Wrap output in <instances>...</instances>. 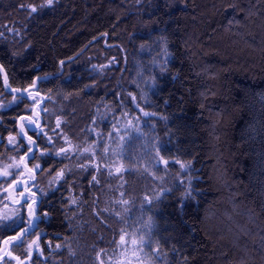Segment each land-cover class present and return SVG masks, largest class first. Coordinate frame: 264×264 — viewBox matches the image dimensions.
<instances>
[{
	"label": "trees",
	"instance_id": "16d2710c",
	"mask_svg": "<svg viewBox=\"0 0 264 264\" xmlns=\"http://www.w3.org/2000/svg\"><path fill=\"white\" fill-rule=\"evenodd\" d=\"M13 135L30 223L0 264L18 236L114 264L121 230L156 264H264V0H0V163Z\"/></svg>",
	"mask_w": 264,
	"mask_h": 264
},
{
	"label": "rangeland",
	"instance_id": "374dc122",
	"mask_svg": "<svg viewBox=\"0 0 264 264\" xmlns=\"http://www.w3.org/2000/svg\"><path fill=\"white\" fill-rule=\"evenodd\" d=\"M8 104L6 103L3 108H5ZM40 130V129H39ZM40 132V131H39ZM14 136V135H13ZM15 137L14 143H8L9 150H7V153L5 154V159L0 163V173L4 172L5 170L9 171L11 174L7 177H4L3 175H0V228H19L22 225H26L30 223L29 217L25 213V210L27 209V206L29 204V201L18 205V204H11L8 200V188L11 177L15 176L17 179H24V173L22 171V165L21 162L23 161L24 157L20 154V149L24 147L22 143H20V139L17 136ZM16 145V150L12 147V145ZM13 148V149H12ZM16 153V154H15ZM19 165V167H16L15 165ZM37 165V164H35ZM33 165V167L35 166ZM40 165V164H39ZM11 166V167H9ZM32 167V168H33ZM41 167V166H40ZM40 168L35 169V172H38ZM9 186V187H8ZM37 188V185L35 186V189ZM20 191H13L12 194L14 195V200L17 201L18 197L20 195ZM12 201V200H11ZM137 239V238H136ZM33 239L29 238V240H26L25 242L16 240L12 244V246L9 249V256L6 258L1 259L2 264H27L23 263L20 259L17 250L21 247H24L23 250H26V252H37L39 249V244L35 242L33 244ZM31 245V247H30ZM144 251V249H143ZM145 253V252H144ZM2 254V251L0 252V255ZM146 254V253H145ZM127 256V258L132 259V252L127 251L125 252V249L123 247H120L119 254L117 255V258L115 259L114 264H117L118 260L124 259V257ZM149 256L144 257L145 264H156L155 260L148 259ZM134 264H139V261H134Z\"/></svg>",
	"mask_w": 264,
	"mask_h": 264
},
{
	"label": "snow or ice",
	"instance_id": "6c2138e0",
	"mask_svg": "<svg viewBox=\"0 0 264 264\" xmlns=\"http://www.w3.org/2000/svg\"><path fill=\"white\" fill-rule=\"evenodd\" d=\"M46 4L48 6H51L53 4V0H46ZM21 7H30L31 8V12H36L38 9L37 7L31 6V5H21ZM40 7H44V5H41ZM44 79L43 77H38L37 80H42ZM6 80V78H5ZM33 87H35V82L33 83ZM17 99H20V97H17ZM145 116L149 115V113H144ZM58 126H59V122H58ZM28 127V125H21V128H25ZM123 139V138H121ZM28 141H29V149L28 151L25 153V157L28 159H31V153L33 152V148L35 147V142L32 140V137H28ZM15 142V137H10L9 138V143H14ZM66 149H61V152H66ZM85 151H87V149H85ZM105 151H107V149H105ZM43 154V153H42ZM157 155L159 156V149L157 150ZM162 162L167 165L168 161L167 160H163ZM177 163L180 164V168L181 170H185L191 167V161H187V162H180V161H176ZM16 167H19V165H15ZM11 167V166H9ZM40 168V165L37 164L35 165L33 168L28 169L29 172H34L35 169ZM99 170V169H98ZM123 166L121 167H117L115 169V173L119 174L121 171H123ZM11 173L7 170H5L4 172L0 173V175H3L4 177H7L8 175H10ZM110 175L112 174L111 172L109 173ZM64 176V170H61L60 172H58L56 174V176L54 177V180H60L62 179ZM93 181H97V177L93 176ZM13 190L15 191V188H13ZM34 195V194H33ZM123 195V194H122ZM185 197H192V190H191V181H189V187L188 189L185 191L184 193ZM22 199H24L25 202H27V199L25 197H23L22 195ZM145 199H148L147 197ZM75 201H73L74 203ZM122 203L127 204V201H122ZM149 203H151V200H149ZM35 204L36 201H33L32 205L29 206V214L30 216H35ZM27 231V230H26ZM136 234H130L125 230H121V235L119 238V244L118 247H123L125 249V252L127 251H131L132 252V259L127 258V256L124 257V259L118 260L117 264H134V261H139V264H145L144 262V257L146 256V254L144 253L143 249L146 246H150V239H146L145 236L141 235L139 236L138 239L136 238H132L133 236H135ZM14 239H18L22 241V236H18L15 237ZM33 244H35V241H33ZM31 247V245H30ZM59 247V246H57ZM153 251H156V249H153ZM100 253H98V259L100 258ZM148 259L150 260L151 258L148 257ZM101 264H103V261L101 260Z\"/></svg>",
	"mask_w": 264,
	"mask_h": 264
},
{
	"label": "water",
	"instance_id": "95a60500",
	"mask_svg": "<svg viewBox=\"0 0 264 264\" xmlns=\"http://www.w3.org/2000/svg\"><path fill=\"white\" fill-rule=\"evenodd\" d=\"M15 186V184H12L7 190H8V193L10 192V189L13 188ZM9 199L10 201L12 200V196L11 194L9 193Z\"/></svg>",
	"mask_w": 264,
	"mask_h": 264
}]
</instances>
